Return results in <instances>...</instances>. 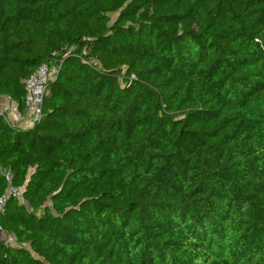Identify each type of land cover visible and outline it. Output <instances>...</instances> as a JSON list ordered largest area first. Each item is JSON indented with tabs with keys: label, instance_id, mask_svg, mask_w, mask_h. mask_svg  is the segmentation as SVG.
I'll return each mask as SVG.
<instances>
[{
	"label": "trees",
	"instance_id": "trees-1",
	"mask_svg": "<svg viewBox=\"0 0 264 264\" xmlns=\"http://www.w3.org/2000/svg\"><path fill=\"white\" fill-rule=\"evenodd\" d=\"M45 62L0 264H264V0H0V95Z\"/></svg>",
	"mask_w": 264,
	"mask_h": 264
},
{
	"label": "built area",
	"instance_id": "built-area-1",
	"mask_svg": "<svg viewBox=\"0 0 264 264\" xmlns=\"http://www.w3.org/2000/svg\"><path fill=\"white\" fill-rule=\"evenodd\" d=\"M56 70L57 68L54 64L45 62L39 65L34 72L23 80L25 92L23 98V116L26 117L32 125L40 119L46 83L54 77ZM1 115L3 114L0 113V116ZM3 116L5 121L9 122L7 117L5 115ZM7 178H9V175H7ZM9 193H13L20 197V191L11 188L7 191L6 195L0 198V210ZM7 242L14 243V237L9 235Z\"/></svg>",
	"mask_w": 264,
	"mask_h": 264
},
{
	"label": "crops",
	"instance_id": "crops-1",
	"mask_svg": "<svg viewBox=\"0 0 264 264\" xmlns=\"http://www.w3.org/2000/svg\"><path fill=\"white\" fill-rule=\"evenodd\" d=\"M0 113L5 115L10 123L22 127L30 128L33 125L23 116V110L18 109L17 104L7 96L0 95Z\"/></svg>",
	"mask_w": 264,
	"mask_h": 264
},
{
	"label": "water",
	"instance_id": "water-1",
	"mask_svg": "<svg viewBox=\"0 0 264 264\" xmlns=\"http://www.w3.org/2000/svg\"><path fill=\"white\" fill-rule=\"evenodd\" d=\"M9 237V233L6 231H3V229L0 226V242H6Z\"/></svg>",
	"mask_w": 264,
	"mask_h": 264
},
{
	"label": "rangeland",
	"instance_id": "rangeland-1",
	"mask_svg": "<svg viewBox=\"0 0 264 264\" xmlns=\"http://www.w3.org/2000/svg\"><path fill=\"white\" fill-rule=\"evenodd\" d=\"M111 16H112V17H115V15H114V14H112ZM9 190H10V189H9ZM9 190H8V191H9Z\"/></svg>",
	"mask_w": 264,
	"mask_h": 264
}]
</instances>
